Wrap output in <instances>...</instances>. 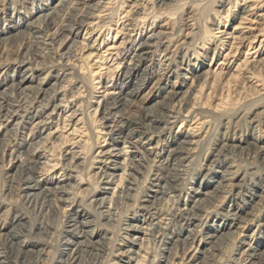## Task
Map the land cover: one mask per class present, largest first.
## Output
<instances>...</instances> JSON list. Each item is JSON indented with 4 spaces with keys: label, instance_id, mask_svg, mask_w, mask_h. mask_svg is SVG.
<instances>
[{
    "label": "clouds",
    "instance_id": "obj_1",
    "mask_svg": "<svg viewBox=\"0 0 264 264\" xmlns=\"http://www.w3.org/2000/svg\"><path fill=\"white\" fill-rule=\"evenodd\" d=\"M0 264H264V0H0Z\"/></svg>",
    "mask_w": 264,
    "mask_h": 264
}]
</instances>
